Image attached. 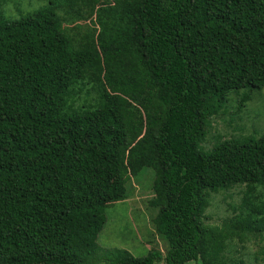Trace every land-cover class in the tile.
I'll list each match as a JSON object with an SVG mask.
<instances>
[{"label": "trees", "instance_id": "trees-1", "mask_svg": "<svg viewBox=\"0 0 264 264\" xmlns=\"http://www.w3.org/2000/svg\"><path fill=\"white\" fill-rule=\"evenodd\" d=\"M2 7L0 264H100L106 212L145 169L166 253L104 264H249L230 254L264 238V134L204 145L230 95L240 110L264 89V0H45L10 22Z\"/></svg>", "mask_w": 264, "mask_h": 264}, {"label": "rangeland", "instance_id": "rangeland-1", "mask_svg": "<svg viewBox=\"0 0 264 264\" xmlns=\"http://www.w3.org/2000/svg\"><path fill=\"white\" fill-rule=\"evenodd\" d=\"M44 2L45 0H3V18L9 22L18 20L21 15L44 5ZM223 108L224 112L211 123L210 133L204 145L206 148L211 147L217 135L222 136L223 139L234 137L245 139L258 138L264 134V89L253 90L250 101L240 110L234 94L228 97ZM153 176L151 169H145L136 180L137 184L133 183V194L124 202L117 203L107 210L106 222L97 239L100 264H104L110 253L115 250L128 251L135 258L144 257L152 248L159 251L162 256L165 255L166 242L155 235L150 220L153 219L155 211L147 207V202L152 197ZM231 193L232 199H223L222 195L212 197L207 210L206 224L219 226L229 215L226 213L227 206L240 202L235 190ZM233 244H236L237 249L230 254V257L242 254L249 264H262L259 259L261 254L256 252L260 247L264 248V238L247 241L244 243V249H241L237 243Z\"/></svg>", "mask_w": 264, "mask_h": 264}]
</instances>
